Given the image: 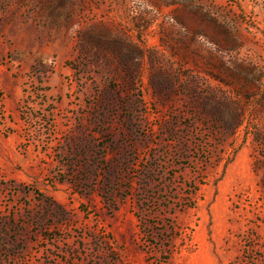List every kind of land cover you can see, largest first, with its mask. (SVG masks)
<instances>
[{
    "label": "rangeland",
    "instance_id": "rangeland-1",
    "mask_svg": "<svg viewBox=\"0 0 264 264\" xmlns=\"http://www.w3.org/2000/svg\"><path fill=\"white\" fill-rule=\"evenodd\" d=\"M0 264H264V0H0Z\"/></svg>",
    "mask_w": 264,
    "mask_h": 264
},
{
    "label": "trees",
    "instance_id": "trees-1",
    "mask_svg": "<svg viewBox=\"0 0 264 264\" xmlns=\"http://www.w3.org/2000/svg\"><path fill=\"white\" fill-rule=\"evenodd\" d=\"M223 104L225 105V106H227V107H229V106H231L232 105V102H231V100H230V98H228V97H225L224 99H223ZM239 117V116H238ZM238 121V119H236L235 120V123ZM241 121V120H240ZM240 125V123H237V125L235 126V127H238ZM190 189H192L191 190V193L193 194V193H196L197 191H198V186H195V187H189ZM188 196H189V194H188ZM191 197V196H190ZM190 200V198H188V201ZM190 205H192V204H190ZM188 206V205H187ZM188 207H192V206H188Z\"/></svg>",
    "mask_w": 264,
    "mask_h": 264
}]
</instances>
